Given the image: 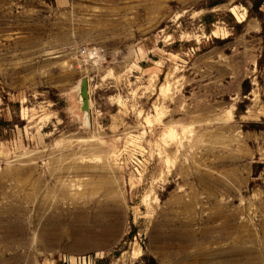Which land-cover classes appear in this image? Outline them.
<instances>
[{
  "label": "rangeland",
  "instance_id": "1",
  "mask_svg": "<svg viewBox=\"0 0 264 264\" xmlns=\"http://www.w3.org/2000/svg\"><path fill=\"white\" fill-rule=\"evenodd\" d=\"M213 1L0 0V264H264V0Z\"/></svg>",
  "mask_w": 264,
  "mask_h": 264
},
{
  "label": "water",
  "instance_id": "2",
  "mask_svg": "<svg viewBox=\"0 0 264 264\" xmlns=\"http://www.w3.org/2000/svg\"><path fill=\"white\" fill-rule=\"evenodd\" d=\"M78 96L80 102V109L83 111V117L86 120L87 124H89V113H90V105H89V97H88V80L85 76L81 77L78 85Z\"/></svg>",
  "mask_w": 264,
  "mask_h": 264
},
{
  "label": "trees",
  "instance_id": "3",
  "mask_svg": "<svg viewBox=\"0 0 264 264\" xmlns=\"http://www.w3.org/2000/svg\"><path fill=\"white\" fill-rule=\"evenodd\" d=\"M221 2V0H215V1H213L212 3H211V5H215V4H217V3H220ZM258 7H259V4L258 3H256V4H254V8L257 10V17L258 18H260L261 17V15H262V13H261V11H259L258 10ZM262 35L264 36V26H262ZM264 55V54H263ZM262 61H264V56H263V59L262 60H259V62H258V64L260 65L261 64V62ZM245 84H247V81H245L244 83H243V92L245 93V92H247V88H245L244 86H245ZM9 121H6V120H2L1 118H0V130H1V128H2V124H5V123H8ZM252 125H256L255 123H252ZM146 259L149 261V263L148 264H158L153 258H147L146 257Z\"/></svg>",
  "mask_w": 264,
  "mask_h": 264
},
{
  "label": "built area",
  "instance_id": "4",
  "mask_svg": "<svg viewBox=\"0 0 264 264\" xmlns=\"http://www.w3.org/2000/svg\"><path fill=\"white\" fill-rule=\"evenodd\" d=\"M103 49L98 48L96 46L91 47H83L79 50L81 56L91 59V60H99Z\"/></svg>",
  "mask_w": 264,
  "mask_h": 264
},
{
  "label": "bare ground",
  "instance_id": "5",
  "mask_svg": "<svg viewBox=\"0 0 264 264\" xmlns=\"http://www.w3.org/2000/svg\"><path fill=\"white\" fill-rule=\"evenodd\" d=\"M241 20H244V14L241 15ZM86 119V118H85ZM84 119V124H87L86 120Z\"/></svg>",
  "mask_w": 264,
  "mask_h": 264
}]
</instances>
